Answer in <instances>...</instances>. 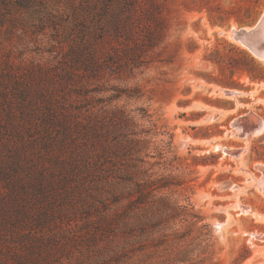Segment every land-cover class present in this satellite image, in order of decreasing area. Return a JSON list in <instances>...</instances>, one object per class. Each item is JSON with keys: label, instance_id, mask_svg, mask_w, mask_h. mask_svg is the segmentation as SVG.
I'll use <instances>...</instances> for the list:
<instances>
[{"label": "rangeland", "instance_id": "rangeland-1", "mask_svg": "<svg viewBox=\"0 0 264 264\" xmlns=\"http://www.w3.org/2000/svg\"><path fill=\"white\" fill-rule=\"evenodd\" d=\"M204 6L187 10L181 0H167L169 30L160 60L121 79L107 75V85L117 90L88 93L103 99L92 101L95 112L112 109L126 118L120 126L99 129L97 140L107 142L123 130L140 132L135 138L144 139L137 156L143 160L141 176L151 174L152 181L141 189L137 210L142 225L125 227L124 216L116 215L128 202L125 197H103L108 203L103 210L92 195L65 188L68 181L56 160L60 151L57 144L40 141L41 128L24 129L0 143V193L15 199L13 210L25 206L27 216L22 242L11 247L23 249L26 260L264 264V190L258 168L264 165V60L228 33L252 25L264 0H205ZM236 16L247 23L239 24ZM25 40L24 56L42 62L56 63L68 49L63 37L29 35ZM248 55L263 68L251 67ZM248 113L263 121V130L246 137L249 133L240 135L234 123ZM72 158L79 157L73 153ZM105 211L107 225H101L98 218ZM2 249L0 264H15Z\"/></svg>", "mask_w": 264, "mask_h": 264}, {"label": "trees", "instance_id": "trees-1", "mask_svg": "<svg viewBox=\"0 0 264 264\" xmlns=\"http://www.w3.org/2000/svg\"><path fill=\"white\" fill-rule=\"evenodd\" d=\"M181 5L187 10L206 7L205 0H181ZM235 20L247 23L242 17ZM168 30L167 0H0V143L24 129L41 128L40 141L57 144L60 151L56 160L68 181L65 188L92 195L103 210L108 209L103 197H125L128 202L116 215L124 216L120 221L125 227L142 225L137 210L141 189L152 181L151 174L141 176L143 160L137 156L144 139L135 138L140 132L123 130L107 142L97 140L99 129L120 126L126 118L112 109L95 112L92 101L103 99L88 93L117 90L107 85V75L121 79L160 60ZM47 34L67 42L68 49L56 63L24 56L27 36ZM248 61L253 68H263L251 55ZM73 153L79 158L70 159ZM1 194L0 249L5 247L15 264H45L48 258L26 260L23 249L11 247L14 241L22 242L26 208L20 204L13 210L15 199ZM105 213L98 218L101 225H107Z\"/></svg>", "mask_w": 264, "mask_h": 264}, {"label": "water", "instance_id": "water-1", "mask_svg": "<svg viewBox=\"0 0 264 264\" xmlns=\"http://www.w3.org/2000/svg\"><path fill=\"white\" fill-rule=\"evenodd\" d=\"M232 33L233 38L240 40L242 45L254 56L264 60V10L252 25L238 27ZM226 93L231 94L232 92ZM234 126L242 136L248 133L259 134L263 130V121L253 113H248L238 117ZM258 168L262 172V180L259 183L264 190V165H260Z\"/></svg>", "mask_w": 264, "mask_h": 264}, {"label": "bare ground", "instance_id": "bare-ground-1", "mask_svg": "<svg viewBox=\"0 0 264 264\" xmlns=\"http://www.w3.org/2000/svg\"><path fill=\"white\" fill-rule=\"evenodd\" d=\"M246 29H249V27H246ZM233 30L236 31L237 28H232V30L228 32V33H229V36L232 37V38H233V36H232V35H233V33H232ZM235 40H236L237 42L241 43L240 40H238V39H235ZM241 44H242V43H241ZM251 134H253V133H249L246 137H249ZM240 135H241V134H240Z\"/></svg>", "mask_w": 264, "mask_h": 264}]
</instances>
